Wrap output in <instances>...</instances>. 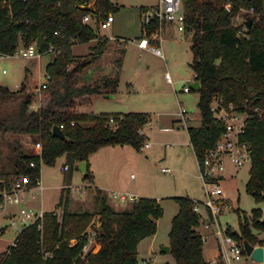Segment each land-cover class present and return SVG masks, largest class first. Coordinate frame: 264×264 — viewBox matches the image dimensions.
I'll use <instances>...</instances> for the list:
<instances>
[{
	"label": "trees",
	"instance_id": "obj_1",
	"mask_svg": "<svg viewBox=\"0 0 264 264\" xmlns=\"http://www.w3.org/2000/svg\"><path fill=\"white\" fill-rule=\"evenodd\" d=\"M186 33H192L193 69L201 83L198 90L202 123L200 127H189L188 134L193 152L199 165L206 154L213 150L225 132L224 125L211 111L214 102H222L225 107L234 105L240 111H247L246 133L242 140L251 146L250 178L247 192L256 203L264 202V15L254 21L245 34L234 25V20L242 10L264 12V0H185ZM231 4L232 10L225 9ZM117 10L111 0H0V57H13L20 44L28 47L37 43L43 55L57 53L47 66L51 80L68 82L74 75L89 68L104 54L109 43L101 38L97 30L84 23V18L92 14L98 22ZM98 41L92 57L79 59L72 55L75 44ZM54 48V52L48 53ZM74 68L70 70V67ZM114 73L94 86L78 88L65 87V95L54 89L49 93L61 100L54 106H42L38 111L30 110L33 103L32 90L22 85L20 91L12 92L0 87V97L4 99L21 97V108L17 121L0 118V136L12 131L27 135L42 144V156L25 153L15 142L14 173L29 176L32 185L37 186L42 164L54 165L64 155L78 162H89L92 154L105 146L131 145L141 150L145 137L142 129L150 122L146 113H118L101 116L74 113L65 109L70 97L82 95H116L119 87L121 61L115 64ZM114 123H110V119ZM89 123L91 126H83ZM60 127L65 138L53 134L54 127ZM0 145V181L7 179L3 167ZM36 167L32 168L31 163ZM84 179L93 181L88 170ZM179 212L172 221L170 232V254L175 264H210L204 257V239L197 231L201 221L194 212V203L189 198H175ZM62 225L53 214L46 232L53 234L52 245L38 230V224L26 226L16 237L15 244L2 255L0 264H140L139 245L157 234V222L163 217L164 209L157 199L140 198L134 201L131 210L118 212L106 205L99 214L101 248L90 253L86 261L79 256L87 243L85 229L77 235L65 233L70 214L66 211ZM63 204V200H62ZM89 214L76 215L85 218ZM253 229L264 232V215L259 209L253 211L251 220L244 217L241 232L227 231V234L253 246H263ZM45 232V234H46ZM75 241L71 245V241ZM44 253L51 256L45 257ZM172 264V263H163ZM224 264V263H219Z\"/></svg>",
	"mask_w": 264,
	"mask_h": 264
},
{
	"label": "rangeland",
	"instance_id": "obj_2",
	"mask_svg": "<svg viewBox=\"0 0 264 264\" xmlns=\"http://www.w3.org/2000/svg\"><path fill=\"white\" fill-rule=\"evenodd\" d=\"M111 2L117 8L112 13L114 15L112 27L97 28L94 18L89 24L97 28L101 38L112 36L124 39L122 43H126L125 46L109 40L99 61L74 75L68 82L52 79L48 88L38 94L36 89L40 82L39 78L47 76V66L54 61L55 54H46L41 59L24 58L21 55V43L18 50L20 54L0 57V87L18 92L22 85H25L34 92L30 107V110H34L39 105L51 104L52 98L49 93L54 89L65 95V87L74 89L100 84L103 78L114 73L117 69L114 65L120 60L119 87L116 95H112V98H108L110 95L106 94L70 97L65 109L94 116L132 112L149 114L151 122L145 126L144 144L141 150L131 145L105 146L92 154L88 164L94 184L84 179V174L79 168L80 162L69 155L60 157L54 165L42 164L40 169L42 184L22 194L26 203L19 206L8 205L0 210V259L26 227L21 222L20 209H33L37 212L43 210L47 218H50L53 212H59L63 217L64 201L67 199L69 204L66 211L70 216L67 218L68 226L65 233L74 236L88 221L89 224L84 231L90 230L94 218L99 220V214L106 203L117 205L113 209L121 212L131 210L133 205L131 198L160 200L164 215L158 225L157 251L153 255L148 246L150 240L148 238L143 240L139 250L140 262L152 260L154 263L162 264L165 260L175 264L173 256L163 252L164 247L170 246L172 221L179 211L175 198H189L194 204H199L200 230L203 234L210 232L204 224L211 222L210 212L205 205L209 196L196 156L193 151H189L187 129L201 126L202 118L198 107L200 94L194 90L189 93L183 91L188 83H194L196 76L191 49L192 33L180 32L177 25L173 29L171 26L167 27L169 31L160 46L164 57H159L151 49L139 45L143 37L141 10L156 6L159 0H111ZM263 15L264 12L257 14L255 11L242 10L234 20V25L245 34L248 29L246 22L249 19L252 23L260 21ZM97 43L95 40L88 44H75L72 55L81 60L89 59ZM73 68L74 65L70 70ZM3 71H6V74ZM166 73L170 74L172 82L166 80ZM21 101L20 96L9 99L0 97V118L17 121ZM60 102L61 100L54 97L52 104L56 106ZM182 109L187 111L188 120L182 119V122H178L181 119L178 114ZM142 136L144 137L143 133ZM15 142L21 145L25 153L32 154L34 153L32 144L36 140L12 131L0 136L3 171L9 174V177L15 175L13 153ZM146 143L150 144L149 148L145 147ZM65 167L69 169L65 170ZM250 168L251 164L236 167L230 159L226 161L225 177L220 182L224 192L220 198L223 208L218 216V223L224 234H227L228 230L240 233L244 217L251 220L256 209L261 210L264 215V202L256 203L246 190ZM163 169L169 173H164ZM114 193L125 195L127 201L120 202L114 199ZM13 214L16 215L15 225H12V219L9 217ZM81 214L91 216L75 217ZM50 220L45 221L44 230L45 240L49 239L48 246L53 241V234L46 232L47 227L51 225ZM211 231L213 233L217 231L215 223H212ZM253 233L259 239H264V232L253 229ZM217 242L215 235L204 242V255L209 261L214 259L212 253L218 245ZM151 255L155 259H152ZM237 264L259 263L245 254L242 261Z\"/></svg>",
	"mask_w": 264,
	"mask_h": 264
},
{
	"label": "built area",
	"instance_id": "obj_3",
	"mask_svg": "<svg viewBox=\"0 0 264 264\" xmlns=\"http://www.w3.org/2000/svg\"><path fill=\"white\" fill-rule=\"evenodd\" d=\"M185 0H159L156 6L142 9V24H143V37L139 41V45L142 48L151 49L157 56L164 57L163 51L161 49V43L165 39L167 27L178 26L180 32L186 33V11H185ZM225 9L231 12V4H227ZM92 20V14L87 15L84 18V23L89 24ZM96 22V20H95ZM114 23V15L112 13L108 14L107 17L100 20L97 28L103 27L108 29L112 27ZM94 28V29H97ZM97 34L99 32L97 30ZM240 34L243 33L240 30ZM111 41H118L116 38L110 36L107 37ZM124 42V41H123ZM54 48L49 49L48 53L54 52ZM20 54V52H18ZM17 55V54H16ZM21 55L24 58H39L41 59L44 55L40 52L39 45L37 43L31 44L28 47H22ZM58 55L55 53V56ZM6 74V71H3ZM165 78L168 82H172L170 74L166 73ZM38 83L36 92L41 94L44 90L48 88L50 84L51 77L47 74L46 77H42ZM197 81V75L195 76V81ZM192 83H188V86L184 87V92L189 93L193 89L191 87ZM42 106L39 105L38 108L34 109L38 111ZM214 117L220 121L224 127L225 132L218 140L215 148L206 154L205 159L199 165L201 170V175L204 180L208 200L206 202V207L210 212L211 222H204L207 229L211 228L212 223L217 226V231L215 236L218 241V256L216 259L209 261L210 264H237L242 261L243 255L246 254L244 243H241L231 237L228 234H224L218 223V216L222 212L223 202H221V197L224 192L220 187V182L224 179L226 172V161L230 159L236 167H243L245 164H251V146L249 143L242 140L243 135L246 133L247 120L250 117L247 111H240L236 109L234 105L230 104L225 107L222 102H214L211 108ZM187 111L182 109L180 115L186 120ZM110 123H114V119H110ZM142 134V133H141ZM34 149V155L42 156V144L36 141L32 144ZM145 147L149 145L145 144ZM31 167H36V164L31 163ZM68 170L69 167H65ZM164 173H169L168 170L163 169ZM41 179L37 180V187L41 186ZM33 188L32 180L29 176H23L15 174L8 177L7 179H2L0 181V210L5 209L8 205L19 206L26 203L24 193ZM23 194V195H22ZM114 199L121 202L127 201V197L122 194L114 193ZM134 198H131L133 201ZM65 208V207H64ZM194 212L199 215L200 206L199 204H194ZM60 213H55L57 221L62 225L63 217L59 215ZM16 215H12V225L16 224ZM21 222L25 226H30L32 224H38V230L43 233L44 230V220L46 213L42 211H35L33 209H20ZM201 221V218H200ZM90 230L85 232L87 237V243L83 248L82 253L79 258L82 261H86L87 255L90 253H97L101 244L98 240L100 236V226L101 223L96 220L92 223ZM204 239V238H203ZM16 240V239H15ZM205 241V239H204ZM15 244V241L12 245ZM75 241H71V245H74ZM11 245V246H12ZM247 255V254H246ZM45 257L51 256L50 253H44ZM140 264H149L148 262H140Z\"/></svg>",
	"mask_w": 264,
	"mask_h": 264
},
{
	"label": "water",
	"instance_id": "obj_4",
	"mask_svg": "<svg viewBox=\"0 0 264 264\" xmlns=\"http://www.w3.org/2000/svg\"><path fill=\"white\" fill-rule=\"evenodd\" d=\"M252 26V20H248V27ZM191 87L194 91H198L201 88V83L199 81L192 83ZM108 98H112L113 96H107ZM53 134L59 138L64 139L65 135L60 127L55 126L53 129ZM80 170L83 174H85L88 170V163L81 162L79 166ZM245 250L247 256L251 257L254 262L259 264H264V247L263 246H253L248 241L244 242ZM163 252L169 254L171 252L170 246L164 247Z\"/></svg>",
	"mask_w": 264,
	"mask_h": 264
},
{
	"label": "crops",
	"instance_id": "obj_5",
	"mask_svg": "<svg viewBox=\"0 0 264 264\" xmlns=\"http://www.w3.org/2000/svg\"><path fill=\"white\" fill-rule=\"evenodd\" d=\"M118 41H111V42H117V43H120V44H123L122 42L123 41H125L124 39H120V38H116ZM124 46L126 45V43H124L123 44ZM115 67H117L116 65H114ZM133 113V112H132ZM178 116H181L180 114H178ZM182 119H184L182 116H181V119H179L178 120V122H182L183 120ZM185 120V119H184ZM186 120H188V118L186 117ZM150 122H151V118H150ZM150 122H149V124H150ZM149 124H147V125H149ZM144 131V132H143ZM141 133H143L144 134V137L146 138V133H145V127L142 129V132ZM189 135V134H188ZM189 141H190V138H189ZM147 145H149V147H150V144L149 143H146ZM148 147V148H149ZM147 148V147H146ZM193 151V149H192V146H191V143H190V149H189V151ZM199 164V163H198ZM93 184H94V182H92ZM96 187V186H95ZM155 199H157V198H155ZM105 200V199H104ZM135 200H137V199H134L132 202L134 203V201ZM158 200V199H157ZM159 201V203L161 204V201L160 200H158ZM121 202V201H120ZM68 204H69V199H68ZM108 206H110V207H114V208H116L117 207V205H114V204H110V203H106ZM162 206V205H161ZM132 208V207H131ZM164 209V208H163ZM179 212V211H178ZM55 212H53L52 213V215L54 214ZM176 214H178V213H176ZM9 217H10V219L12 218V216H10L9 215ZM97 219L96 218H94V221H93V223L96 221ZM159 222H160V220L157 222V227H158V229H157V234L155 235V236H153V237H151V238H148L150 241H149V247H150V250H151V253H153V255L154 254H156V251H157V248H156V244H157V238H158V232H159V226L158 225H160L159 224ZM200 228H201V224H200V226L197 228V231H198V233L200 234V235H202V237L205 239V241L210 237V236H213V235H215V232L213 233L212 231H211V228H210V232H209V234H203L202 232H201V230H200ZM207 230H209V229H207ZM2 233H3V230L1 231ZM86 232V231H85ZM216 237V236H215ZM217 239V238H216ZM145 241V240H144ZM144 241H142L141 243H140V245H139V250H140V246H141V244L144 242ZM204 241V242H205ZM217 244H218V242H217ZM215 247H216V245H215ZM218 245H217V247H216V249H215V251L212 253V257H214V259H216L217 258V256H218ZM140 252V251H139ZM170 254V253H169ZM152 256V255H151ZM204 257H205V259H206V256L204 255ZM152 259H155V258H153V256L151 257ZM144 261H146V262H148L149 264H158V263H154V261H152V260H144ZM206 261H208L209 262V260L208 259H206ZM163 263H168V262H165V260H164V262ZM162 263V264H163Z\"/></svg>",
	"mask_w": 264,
	"mask_h": 264
},
{
	"label": "bare ground",
	"instance_id": "obj_6",
	"mask_svg": "<svg viewBox=\"0 0 264 264\" xmlns=\"http://www.w3.org/2000/svg\"><path fill=\"white\" fill-rule=\"evenodd\" d=\"M197 81H198V80H197ZM197 81H196V82H197ZM194 83H195V82H194Z\"/></svg>",
	"mask_w": 264,
	"mask_h": 264
}]
</instances>
